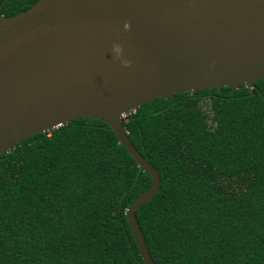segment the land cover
Returning <instances> with one entry per match:
<instances>
[{
    "label": "trees",
    "instance_id": "1",
    "mask_svg": "<svg viewBox=\"0 0 264 264\" xmlns=\"http://www.w3.org/2000/svg\"><path fill=\"white\" fill-rule=\"evenodd\" d=\"M38 1L0 0V16ZM121 122L161 180L135 213L156 264H264V78ZM151 185L103 120L25 139L0 155V264H145L125 214Z\"/></svg>",
    "mask_w": 264,
    "mask_h": 264
},
{
    "label": "water",
    "instance_id": "2",
    "mask_svg": "<svg viewBox=\"0 0 264 264\" xmlns=\"http://www.w3.org/2000/svg\"><path fill=\"white\" fill-rule=\"evenodd\" d=\"M262 78L264 0H39L0 16V155L73 120H103L152 179L125 217L143 261L156 264L135 213L161 180L121 119L159 98Z\"/></svg>",
    "mask_w": 264,
    "mask_h": 264
},
{
    "label": "clouds",
    "instance_id": "3",
    "mask_svg": "<svg viewBox=\"0 0 264 264\" xmlns=\"http://www.w3.org/2000/svg\"><path fill=\"white\" fill-rule=\"evenodd\" d=\"M127 27V25H125ZM111 53L113 54V59L119 61L122 67H128L130 61L123 57L122 55V47L118 43H114L111 46Z\"/></svg>",
    "mask_w": 264,
    "mask_h": 264
}]
</instances>
